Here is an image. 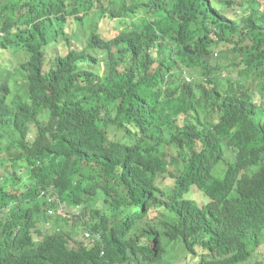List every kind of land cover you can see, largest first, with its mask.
Returning <instances> with one entry per match:
<instances>
[{"label": "trees", "instance_id": "16d2710c", "mask_svg": "<svg viewBox=\"0 0 264 264\" xmlns=\"http://www.w3.org/2000/svg\"><path fill=\"white\" fill-rule=\"evenodd\" d=\"M21 50L0 264H264V0H0Z\"/></svg>", "mask_w": 264, "mask_h": 264}, {"label": "rangeland", "instance_id": "374dc122", "mask_svg": "<svg viewBox=\"0 0 264 264\" xmlns=\"http://www.w3.org/2000/svg\"><path fill=\"white\" fill-rule=\"evenodd\" d=\"M115 25H116L115 21H112L105 17L100 23V29L105 35L110 34V32L113 34L111 30L115 28ZM72 30L73 31L76 30V27H72ZM25 59H27V55L25 54L23 50L15 51V54L14 53L6 54L0 51V81L5 80L7 77L9 78L12 84L13 90H14V98L16 99H26L25 95L27 94V81H26V76L24 72L20 69V65ZM227 159L229 161L233 160V154L229 152L227 154ZM226 168H227V164L224 161H222L219 164V166H217L214 174L216 176H221L224 174ZM193 197L196 198V200H198L200 204L205 202L207 199L206 196L203 194V192L199 190H195L193 192ZM66 211H67L66 207L63 205V207L60 208L59 213L61 215L63 214H65L66 216L68 215V217L66 218H70L71 216H69V213H66ZM59 213L57 212V214ZM44 227H45L44 224H41V228H44ZM65 229L71 230L73 232L74 237H77L76 234H78V232L79 233L81 232L78 230L75 231L76 229H74L71 225H68V224L65 225ZM85 233H86V230L82 231L81 236L82 237L86 236ZM176 248L179 249L177 245H176ZM253 256L254 257L251 260H249L248 262L244 264H253V262L256 260V257L258 255L254 254Z\"/></svg>", "mask_w": 264, "mask_h": 264}, {"label": "clouds", "instance_id": "9594fccd", "mask_svg": "<svg viewBox=\"0 0 264 264\" xmlns=\"http://www.w3.org/2000/svg\"><path fill=\"white\" fill-rule=\"evenodd\" d=\"M186 48H189V47H186ZM186 48H185V50H186ZM185 70H188V69H185ZM187 80L190 81L191 78L189 76H187Z\"/></svg>", "mask_w": 264, "mask_h": 264}, {"label": "water", "instance_id": "95a60500", "mask_svg": "<svg viewBox=\"0 0 264 264\" xmlns=\"http://www.w3.org/2000/svg\"><path fill=\"white\" fill-rule=\"evenodd\" d=\"M186 51H189L190 52V49L189 48H186ZM191 53V52H190ZM192 53H195V51H193Z\"/></svg>", "mask_w": 264, "mask_h": 264}, {"label": "built area", "instance_id": "2783aa9c", "mask_svg": "<svg viewBox=\"0 0 264 264\" xmlns=\"http://www.w3.org/2000/svg\"><path fill=\"white\" fill-rule=\"evenodd\" d=\"M87 236H90L89 233L86 234Z\"/></svg>", "mask_w": 264, "mask_h": 264}]
</instances>
